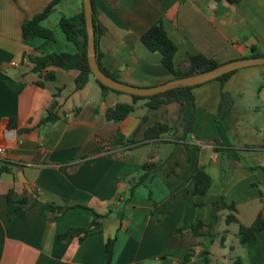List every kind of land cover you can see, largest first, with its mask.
Here are the masks:
<instances>
[{"label":"crops","instance_id":"crops-1","mask_svg":"<svg viewBox=\"0 0 264 264\" xmlns=\"http://www.w3.org/2000/svg\"><path fill=\"white\" fill-rule=\"evenodd\" d=\"M50 1L0 0V146L6 147L10 163V170L0 175V264H183L188 252L192 256L187 264H213L208 255L225 262L227 250L242 245L237 223L218 227L228 211H220L215 228L227 230L223 241L221 235L212 242L207 236H194L191 228L199 219L212 220L213 203L221 197L235 205L233 213L244 225L259 213L264 216V87L259 88L263 68H240L223 85L235 98L231 148L236 151L217 150L215 113L221 83L213 80L192 90L195 121L186 142L173 144L171 133H165L107 156L100 146L117 130L125 136L137 130L135 138L140 140L155 121L171 124L162 117L170 104L149 110L140 99L128 117L113 121L105 118L106 109L132 103L129 94L102 92L93 77L76 90L75 69L54 68L55 80L37 85V74L28 71L26 53L76 51L59 19L77 14L81 0H61L42 22L55 40L23 38V22ZM93 14L103 30L96 42L99 61L110 72H118V80L134 86L172 79L160 53L148 50L140 40L160 18L177 45L176 65L196 53L224 63L248 56L251 45L264 52V0L236 5L225 0H93ZM240 98L256 117L244 129L250 141L235 146L238 124L244 122ZM53 102L58 121L39 126ZM12 118L16 127L8 124ZM147 161L160 166L133 188L128 199L130 186ZM200 170L212 180L204 195L193 193L194 175ZM8 195L31 197L23 216L14 214ZM49 203L71 208L54 215ZM92 210L107 214L97 229L81 240L59 237L68 228L91 224ZM232 224L237 229L232 230ZM108 239H114L109 261ZM242 247L246 264H264V230Z\"/></svg>","mask_w":264,"mask_h":264},{"label":"trees","instance_id":"trees-1","mask_svg":"<svg viewBox=\"0 0 264 264\" xmlns=\"http://www.w3.org/2000/svg\"><path fill=\"white\" fill-rule=\"evenodd\" d=\"M61 0H51L42 11L34 14L32 17L27 18L21 27L22 36L25 39L40 37L44 39L45 42H50L55 40L54 32L45 27L42 22L52 13L57 3ZM220 1V0H216ZM229 4L236 5L242 0H225ZM92 9H93V0ZM59 26L64 33L66 39L71 41L76 46V51L71 52H52L40 54L26 53L25 59L29 62L28 71L37 74L38 80L37 85H43L44 81H54L56 78V73L54 68H60L64 70L75 69L78 74L74 80L75 89L79 90L84 87L90 77H93L94 81L101 88L102 92L114 91L117 93H123L118 90L111 89L103 85L99 80H97L91 73L88 61H87V31L85 24V15L83 10V1L81 0V10L70 17L61 16L59 19ZM93 27L95 34V44L99 34L103 32L102 28H98L95 23V17L93 14ZM141 42L150 51H158L161 55V62L163 66L172 75V78H179L188 75H192L198 72L210 70L219 64L214 57L205 56L202 53H196L193 55H188L184 63L181 65H176L174 62V56L177 51V45L169 37L167 30L163 24L162 19L156 20L146 31H144L140 37ZM264 56V52H261L255 45L250 46V53L245 57H256ZM243 58V57H242ZM97 62L99 67L110 77L118 80V72H110L107 70L97 57ZM264 66V65H263ZM236 70L227 72L213 80L220 81L221 91L220 100L215 113V119L218 128V138L215 140L217 144L218 152H233L236 151L231 148V139L234 135V123H235V98L232 93L223 89L225 81L234 73ZM262 78L264 79V68L262 71ZM210 80V81H213ZM209 82V81H207ZM206 83V82H205ZM204 84V83H202ZM201 85V84H199ZM180 86L173 89L166 90L150 96H139L130 95L132 97V103L119 102L112 107H108L105 111V118L107 120L121 121L128 117L135 110V103L137 100H145L146 107L149 110H158L171 103H176L178 105L177 118L174 123L169 124L167 122L155 121L153 124L145 128L142 139L137 140L135 138L137 130L130 136H125L120 130H117L110 141L103 142L100 149L105 151L107 156H114L118 151L123 152L128 149H132L139 145L142 140H153L160 138L165 133H171L172 143L181 144L187 141L188 135L194 125L195 121V100L192 90L199 86ZM264 87V81L259 86V88ZM57 103L53 102L51 106L46 110L45 115L41 117L39 121V126H49L54 124L59 119L57 112ZM8 123L10 127H16L14 119H10ZM28 130V129H26ZM21 132V130H19ZM116 148H120L116 150ZM160 165L153 162H145L142 165V174L137 177L134 183L131 184L128 194V199L131 198L132 190L140 182H142L145 177L159 168ZM10 170V163L3 159L0 161V175L4 172ZM194 189L193 193L198 195H204L208 192L212 180L210 176L204 171H197L194 175ZM227 176L224 175L222 178V186L225 185ZM31 197H23L21 199L13 198L8 195V199L13 204L14 214L18 216H23L25 213L26 205ZM71 207L68 205H57L54 203H49V212L54 215L64 214ZM227 210L228 213L224 218V223L229 225L230 223H237L238 234L241 236L242 245L256 238V234L259 231L264 230V216L259 213L250 225H244L240 223L238 218L234 215L236 210L233 203H227L221 197L219 200L213 203L212 209V220L205 223L203 220H197L191 228V233L194 236H207L210 238V242L218 235H221V241L224 240L227 230L221 232L215 231V228L220 221V211ZM93 211V210H92ZM94 220L91 224L84 227H72L68 228L63 233L59 234L60 238H67L77 236L79 240L83 239L85 236L89 235L93 230L97 229L103 218L107 214H99L94 212ZM114 239H108L105 244V252L107 261H109L112 251H113ZM203 246V255L208 262L207 253L208 250ZM230 249H232L230 247ZM192 256L191 253L185 255V260L183 264H187ZM239 264V260L234 261Z\"/></svg>","mask_w":264,"mask_h":264},{"label":"water","instance_id":"water-1","mask_svg":"<svg viewBox=\"0 0 264 264\" xmlns=\"http://www.w3.org/2000/svg\"><path fill=\"white\" fill-rule=\"evenodd\" d=\"M82 1H83V10L85 15V24L87 31V61L92 75L97 80H99L103 85L111 89L118 90L129 95L150 96L180 86L199 85L207 81L213 80L232 70L249 67V66L264 65V56L243 57L221 63L210 70L198 72L184 77L172 78L162 84H158L155 86L141 87V86H134L131 84L124 83L120 80H116L110 77L105 72H103L102 69L99 67V64L97 62V50H96L95 34L93 27L92 2L91 0H82Z\"/></svg>","mask_w":264,"mask_h":264},{"label":"rangeland","instance_id":"rangeland-1","mask_svg":"<svg viewBox=\"0 0 264 264\" xmlns=\"http://www.w3.org/2000/svg\"><path fill=\"white\" fill-rule=\"evenodd\" d=\"M256 68H264V66H255ZM259 81H264L263 78H259ZM241 104V108H240V113L242 114V118L244 119V122H240L238 124V132H237V137L234 141V145L238 146L240 143L243 142H248L250 141L247 137V135L245 134V128L249 127L251 124V120L253 118H255V113L252 110H249L248 107L246 106V102L244 100V98H240L238 100V106ZM167 106V105H166ZM164 108V107H162ZM161 108V109H162ZM169 112L167 111L166 113H164V116L162 115V117L166 118L168 117L169 121H171V124L175 122L176 118H177V113H178V105L176 103H171L168 107ZM158 114V113H157ZM257 119V118H256ZM232 140V139H231ZM240 142V143H239ZM218 157L221 159L222 154H218ZM219 229H222L223 227H225V223H219ZM230 228L233 229H237V226L235 224H232L230 226ZM233 243H236V240L233 241ZM243 245L241 244H237L236 243V248L234 251H229V249L227 250L226 253V261L223 262L224 260H219L218 258H215L214 256H210L211 261L213 264L218 263V264H236L234 262V260L236 259V257H240L242 260L243 264H246V256H245V249L244 247H242ZM208 247V246H207ZM231 257L233 258V260H231Z\"/></svg>","mask_w":264,"mask_h":264},{"label":"built area","instance_id":"built-area-1","mask_svg":"<svg viewBox=\"0 0 264 264\" xmlns=\"http://www.w3.org/2000/svg\"><path fill=\"white\" fill-rule=\"evenodd\" d=\"M7 156V149L4 146H0V161L5 159Z\"/></svg>","mask_w":264,"mask_h":264}]
</instances>
